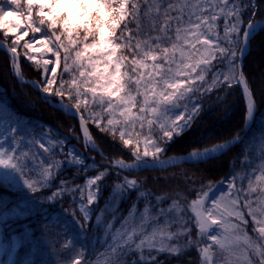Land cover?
<instances>
[{
  "label": "snow or ice",
  "instance_id": "obj_1",
  "mask_svg": "<svg viewBox=\"0 0 264 264\" xmlns=\"http://www.w3.org/2000/svg\"><path fill=\"white\" fill-rule=\"evenodd\" d=\"M66 2L67 7L63 6L65 0H4L0 3V30L6 39L11 38V46L0 42V47L7 48L19 75L18 48L23 41L24 58L41 75L40 81L31 83L52 107L78 119L86 149L102 155L89 130L91 121L100 133L122 142L133 162L111 161L104 171L86 176L84 185H75L76 175L95 167L94 157H88L90 166L82 153L75 148L69 150L65 139L45 140L47 132L40 133L37 140L29 130L32 139L24 142L21 138L18 143L19 124L0 126V186L13 188L22 181L36 193L50 189L65 166L75 167L73 180H60L55 191L36 198L38 203L53 204L69 196L72 203L79 202L77 208L66 211L65 218L55 214L43 217L45 225L55 223L72 240L69 229L73 221L81 232L93 222L91 206L99 203L101 182L109 175L108 168L118 169L115 175L119 177L124 170H163L179 163H208L242 139L237 135L232 141L194 146L185 155L160 158L171 143L191 130L203 110V97L214 88L239 86L246 101L244 127L254 120L257 102L237 61L264 32V20L253 18L257 5L252 0ZM73 5L79 9L77 12L72 11ZM243 11L250 13L246 19L241 18ZM219 19L224 20L222 38L216 35ZM30 33L31 38L25 39ZM62 53L63 72L58 73ZM209 72L210 83L205 78ZM65 74L68 79H64ZM5 108L0 101V113ZM3 123L0 121V125ZM154 127L161 133L159 140L152 138ZM145 128L148 135L141 139ZM72 135L80 140L74 132ZM30 146L42 151L30 154L22 150ZM249 148L244 149L243 175L233 172L222 180L224 188L215 196L210 195L216 189L209 183V191L197 192L187 208L181 205L179 194L175 199L167 198L171 199L167 207L162 204L166 197L161 196L155 197L158 203L153 205L148 199L151 194L140 191L142 185L137 180L122 177L121 182L114 183L111 198L117 204L133 191L138 194L115 235L103 242L107 264H165L158 259L160 255L166 259L180 257L190 246L198 247L199 264H264V131L258 166L250 162ZM57 149L64 161L54 159ZM238 179L240 188L236 186ZM141 199L145 207L139 210ZM30 211L27 203L10 206L0 198V225ZM246 214L252 222V234L248 232ZM69 215L71 220L66 218ZM116 219L119 217H113ZM95 224L102 227L100 216H96ZM112 227V223L107 224L108 229ZM191 227L197 228L198 238H192ZM199 237L206 238L204 246H200ZM26 239L18 235L8 238L0 232V264H43L37 249L22 262L17 258ZM62 249L70 252V245H62ZM133 253L135 256L129 259ZM82 255L77 253L71 264H81ZM84 264L89 261L85 259Z\"/></svg>",
  "mask_w": 264,
  "mask_h": 264
},
{
  "label": "trees",
  "instance_id": "obj_2",
  "mask_svg": "<svg viewBox=\"0 0 264 264\" xmlns=\"http://www.w3.org/2000/svg\"><path fill=\"white\" fill-rule=\"evenodd\" d=\"M257 5L255 13L252 14L254 19L264 17V0H252ZM23 7V5H22ZM250 13L242 12V19H246ZM222 23L220 22V25ZM0 37L6 39L0 30ZM264 32L257 35V38L252 41L247 53L244 55L242 71L249 82L250 88L254 92V99L257 102V111L249 128L245 131L242 139L230 150L226 151L218 158L210 160L208 163L192 164L179 163L167 167L166 169H143V170H124L120 172V176L115 175L118 169L115 167L108 168L109 175L101 182V193L99 195V203L91 206L93 222L85 225V231L81 230L72 222L69 229L73 239L70 240L65 236L64 229L57 227L55 223L45 225L43 217L45 215L55 214L57 217L65 218L66 211L71 212L78 207V203H72L69 196H64L53 204L47 201L43 203L36 202V198L46 197L50 192L55 191L60 180H73L77 169L73 166H65L59 172L56 180L53 181L50 189H42L36 193L29 191L26 186L18 185L13 188H5L0 186V198H2L10 206L26 202L31 206V211L18 218H11L5 224L7 232L10 234H18L27 236L24 246L18 249L17 258L23 260L33 256V250L37 249V256L43 264H71V261L76 258L77 253H82L81 264L84 260H88L89 264H107V261L97 257V251L102 246L98 234L112 223L113 227L120 226L121 221L128 215L133 201L137 198V192L133 191L128 196L119 201L111 198L113 184L121 182L122 177L135 179L142 185L140 191L146 194H151L148 199L153 205L158 202L156 196L166 197L162 201L163 206H169L171 199L177 198V194L181 198L180 203L187 208L191 200L196 199L197 192L208 191L209 183L213 186L217 182L227 180L229 175L239 173L243 175V155L244 149L249 148L251 153L250 162L258 166L260 161L257 158L260 155V136L264 131V100L261 99V93H264ZM11 44V38L6 39ZM21 53L20 65L24 76L35 77L41 80L40 72L35 69V66L28 62L24 56V49L21 46L18 48ZM53 58L51 54L47 55V59ZM262 60V61H261ZM261 61V63L259 62ZM259 62V63H258ZM215 63V61H213ZM238 63V61H237ZM51 67V65H50ZM124 69H122L123 71ZM63 72V53L61 68L58 73ZM206 80L211 82L212 73H205ZM64 79H68L67 74ZM59 83V76H58ZM199 83V82H198ZM0 98L3 99L15 112L17 117L18 132L16 138L26 142L32 139L29 136L31 130L36 136L39 124H49L56 127L60 135L66 136V144L72 143L77 148L82 150L86 163L90 166L92 161L88 157L95 158V167L90 168L87 173L80 172L76 175L74 184L84 185L85 177L96 175L99 171H104L109 164L111 157H123L127 160L134 159L131 152L126 146H122V142L114 140L108 133H100L89 121V129L93 138L101 147L107 157L100 155L96 151H91L85 148L80 136L79 121L72 115H67L58 108L52 107L47 102L42 94L28 82L20 81L15 75L10 64V54L0 47ZM74 103V102H72ZM83 111V109H81ZM246 114L245 99L241 94L239 86H233L228 90L223 88H214L210 95L203 97V110L192 124L190 131L184 133L179 139H176L167 147L168 153L186 152L194 146H206L217 141L229 138L236 133L243 131V124ZM21 128L23 131H21ZM80 136L77 140L72 133ZM161 138V134L157 136V140ZM23 151L39 153L41 150L37 146L22 147ZM54 159L64 161L65 157L59 154ZM221 184V183H219ZM237 188L241 187L239 179L237 180ZM171 198V199H167ZM243 199V197H242ZM115 208V211L112 208ZM137 207L142 210L145 207V200L138 201ZM155 209H153V212ZM189 214L194 215L190 212ZM79 219L80 214L76 213ZM96 216L101 217L102 227H97L95 224ZM113 217L119 219L113 220ZM71 220V216L66 217ZM131 219V217H129ZM187 219V217H185ZM83 222V221H81ZM175 226H173V229ZM248 232L252 234V222L249 218ZM192 238H198V230L191 227ZM201 244L203 237H199ZM70 245V252H65L62 245ZM74 245V246H73ZM135 253L129 257L133 258ZM165 264H199L200 256L198 255V247L190 246L185 250V254L180 257L166 259L164 255L158 257Z\"/></svg>",
  "mask_w": 264,
  "mask_h": 264
},
{
  "label": "rangeland",
  "instance_id": "obj_3",
  "mask_svg": "<svg viewBox=\"0 0 264 264\" xmlns=\"http://www.w3.org/2000/svg\"><path fill=\"white\" fill-rule=\"evenodd\" d=\"M4 2V0H0V3H3ZM237 3H240V0H237ZM64 7H67V2H66V0H65V4L63 5ZM13 7H15V6H13ZM79 9L75 6V5H73V7H72V11L73 12H77ZM241 18H243V16H242V13H241ZM220 22L222 23L221 25H220ZM217 25H218V28H217V32H216V35L218 36V37H223V35H224V30H223V25H224V20L223 19H219L218 21H217ZM22 31V30H21ZM31 36H32V34L30 33V35H29V37H26L25 39H30L31 38ZM21 44L23 45V41L21 42ZM199 47V46H198ZM41 56H43V54H41ZM38 58H40V56H38ZM43 58H46L47 59V56H43ZM262 61V60H261ZM261 61H259L260 63H261ZM258 62V63H259ZM246 77V76H245ZM0 101H2L3 102V104L4 105H6V108H5V110L3 111V113H0V121H3L4 123L2 124V125H0V126H2V127H4V128H9L10 126H12V125H17V117H16V114H15V112H14V110L5 102V101H3V100H1L0 99ZM135 111V110H134ZM119 118V117H118ZM107 119V115H105V120ZM137 131H139V129L137 128ZM42 132H47V133H49V135L47 136V137H45V140H51V139H53V138H55V139H65V141H66V136L65 135H60L59 133H58V129L56 128V127H53V126H50L49 124H39V129H38V132H37V134H36V136H35V139H37V140H39L40 139V133H42ZM161 133L159 132V130L157 129V128H153V131H152V138L153 139H156L157 140V136L158 135H160ZM148 135V131H147V128H145V130L143 131V133H142V136H141V139H143V137L144 136H147ZM134 139H135V137H133ZM17 139V138H16ZM17 142L19 143L20 142V140L19 139H17ZM43 142V141H42ZM9 143H11V140L9 141ZM68 146H70L69 147V150L71 149V148H75L76 150H78L80 153H82L83 154V156H84V153L82 152V150H80L79 148H77L74 144H72V143H69V144H67ZM163 146V145H162ZM142 148H143V145L141 146ZM42 151V150H41ZM85 158V157H84ZM91 176H93V175H90L89 177H91ZM20 185H23V183H22V181H21V183L19 184V186ZM18 186V185H17ZM223 188H224V185L223 184H220L219 185V187H216V188H214V189H216V192H211L210 193V195L211 196H215L216 194H217V192H219V191H221V190H223ZM241 200H243L242 199V197H241ZM26 202H21L20 204H25ZM17 205H19V204H17ZM207 206V205H206ZM241 210L242 211H246L245 209H243V207H241ZM246 218L247 219H249L248 217H247V214H246ZM120 226H116V227H112L111 229H108L107 228V226L100 232V234H98L97 236H96V238H98L99 239V241H100V243L102 244V246L98 249V251H97V257L98 258H100V259H102V260H105V261H107V255L106 254H104L105 253V247H104V241L105 240H111V237L113 236V235H115V229L116 228H119ZM214 231H215V229H214ZM0 232H2V233H4L5 234V236L6 237H8V238H10V237H12V236H17V234H8L6 231H5V228H4V225H0ZM18 236H20V235H18ZM203 239H204V241H203V243L200 245V246H202L203 244L205 245L206 243H207V240H206V238H204L203 237ZM215 247L216 246H214V250H215Z\"/></svg>",
  "mask_w": 264,
  "mask_h": 264
},
{
  "label": "water",
  "instance_id": "obj_4",
  "mask_svg": "<svg viewBox=\"0 0 264 264\" xmlns=\"http://www.w3.org/2000/svg\"><path fill=\"white\" fill-rule=\"evenodd\" d=\"M259 20H264V19H259ZM0 42H2L3 44H6V45H8L9 46V44L6 42V41H3L2 39H0ZM2 48H4L5 50H7V48H5V47H2ZM249 50V49H248ZM247 50V51H248ZM246 51V52H247ZM245 52V53H246ZM242 63H243V57L239 60V64L242 66ZM19 78L21 79V80H25V81H28V82H31V81H38L37 79H35V78H28V77H24L23 75H22V73H21V71L19 70ZM249 124H250V122H249ZM241 135H239V137H240ZM236 138V136H234V137H232V138H230V139H227V140H225V141H232V140H234ZM97 144V143H96ZM98 145V144H97ZM99 147V146H98ZM99 149H100V147H99ZM100 152L103 154V152L101 151V149H100ZM188 152H186V153H171V154H168V155H165V156H162L161 157V159H165V158H167V157H171V156H180V155H185V154H187ZM114 160H116V159H114ZM113 160V161H114Z\"/></svg>",
  "mask_w": 264,
  "mask_h": 264
},
{
  "label": "bare ground",
  "instance_id": "obj_5",
  "mask_svg": "<svg viewBox=\"0 0 264 264\" xmlns=\"http://www.w3.org/2000/svg\"><path fill=\"white\" fill-rule=\"evenodd\" d=\"M225 142V141H224ZM224 142H221V143H224Z\"/></svg>",
  "mask_w": 264,
  "mask_h": 264
}]
</instances>
